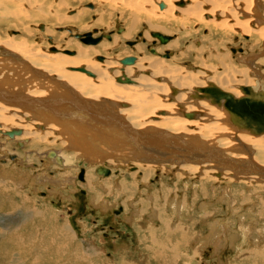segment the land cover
Listing matches in <instances>:
<instances>
[{
    "label": "bare ground",
    "instance_id": "1",
    "mask_svg": "<svg viewBox=\"0 0 264 264\" xmlns=\"http://www.w3.org/2000/svg\"><path fill=\"white\" fill-rule=\"evenodd\" d=\"M178 2L184 5L178 6ZM158 28L175 33V40L169 44L172 39L160 34L168 38L163 43L155 36L154 42L162 46L151 44L144 53L141 43ZM57 29L63 31L56 32ZM41 32L47 33V39H33ZM82 32L86 34L80 35ZM64 36L70 40L62 45L60 38ZM134 36L138 40L132 50L122 46V38ZM56 37L59 43L52 40ZM74 37L91 44H81ZM258 44L260 48L256 50ZM235 45L244 49L234 58L250 70L235 67L236 61L227 51L235 49ZM164 46L169 53H165ZM121 50L139 55L125 57L132 58V62L124 64L125 58L116 54ZM189 64L197 68L182 66ZM82 68L84 71H80ZM213 88L234 99L247 96L243 88H253L258 98L264 95V0H0V156H16L6 162L11 168L0 166V176L13 179L11 172H20L18 167H44L49 169L43 173L46 179L68 188L77 171L72 174L70 170L81 166L77 178L91 191L92 184L100 190L102 186L104 192L116 188L120 193L134 191L137 196L159 190V195L156 192L146 198L155 204L147 209L159 212L160 222L156 223L160 225L147 221L151 226L148 228L142 222L135 223L136 211L133 220L127 217L126 223L131 226L127 235L133 238L125 248L130 250L136 245L143 249L136 248L140 259L129 262V253L119 252L124 244L115 241L112 256L119 258L118 264H140L144 257L148 264H169V256L175 260L181 244L193 250L186 255L185 264H208L214 258L210 256L217 254L212 252L206 257L199 242H205V246L217 242L218 247L225 248L227 244L233 246L234 236L248 241L245 234L223 233L224 229H232L229 222L222 223L221 217L236 205L239 216L233 212V217L240 220L239 224L245 213L253 217L250 224L256 232V242L259 225L264 233V134L235 126L224 101L218 105L209 100L214 95ZM14 131L20 134L5 137ZM59 141L65 144L61 148H57ZM12 142L23 150L11 153L6 146ZM30 147L38 148L27 151ZM217 152L223 153L228 165L214 159L213 153ZM72 158L82 160L75 165ZM93 168L95 180L93 174L88 175ZM58 170L67 171L62 174L63 180L55 176ZM100 171L111 174L103 178L98 175ZM28 172L32 177L38 174ZM156 174L157 181L150 183ZM168 175L170 180L175 179L169 185L173 187L165 185L163 176ZM40 176L33 177L34 181ZM190 178L194 180L192 195L187 192L192 187ZM110 179L116 182L112 181V186L107 181ZM17 180L22 183L25 179ZM157 182L160 185L155 187ZM179 184L185 185L186 191H179ZM7 190L16 191L14 187L0 186V193ZM200 192L217 204L228 198V211L223 214L225 208L220 206L216 214L209 213L201 205L202 224L210 228L204 234L193 232L191 237L199 238L193 246L187 243L186 234L179 233L180 228H185L181 224L184 212L179 209L172 215L164 208L177 203L197 205L205 199ZM106 198L101 205L108 204ZM67 211L74 213L70 208ZM177 215L179 224L173 228L169 222ZM72 228L69 219L65 220L60 233L72 239ZM138 229L143 233L139 237ZM97 235L88 240L91 254L98 253L99 243L104 248L109 244ZM247 244L242 252L249 251L248 257L239 248H230L237 257L224 256L226 259H218L217 264H246L247 259L253 260H247V264H264V251H251L249 241ZM23 248L26 247L20 242L19 249ZM110 264L117 263L113 260Z\"/></svg>",
    "mask_w": 264,
    "mask_h": 264
},
{
    "label": "rangeland",
    "instance_id": "2",
    "mask_svg": "<svg viewBox=\"0 0 264 264\" xmlns=\"http://www.w3.org/2000/svg\"><path fill=\"white\" fill-rule=\"evenodd\" d=\"M87 20H89V18ZM69 27H71V25H69ZM59 31H63V30L57 29L56 32H59ZM84 32L93 33L95 38L100 37L94 32H89V31H84ZM84 32L80 33V35L86 34ZM154 33H159V34L165 35L169 37L170 39H172L169 42V44L173 40H175V33L164 31L163 29H160V28L156 30H152L149 34L150 39H146V41L144 39L143 42L141 43V45L144 47V53L148 51V49L151 47V44L154 46V44L157 43V45L162 46L159 44V42H154L156 39V37L152 35ZM64 37L65 38H60L62 45L66 44L68 40H70L68 39L67 36H64ZM34 38L35 39H40V38L47 39V33L44 34L43 32H41V35L39 34L34 35L33 39ZM72 39L80 40L81 44H84V45L91 44V43H85L84 41L82 42L80 37H74ZM52 40L54 42L59 43L58 38L56 40L53 38ZM103 40L108 41L107 38H103ZM137 40H138V37L135 38V36L128 38L126 40L122 38L121 44L123 47L132 50L131 47L132 45L136 44ZM157 41L159 40L157 39ZM100 44L101 43H99L98 45ZM167 46H164L165 53H167L168 52L167 50H169ZM240 46L241 45H237V46L235 45L234 46L235 49L228 48L227 51H229V53L233 56V59L236 61L235 67L237 69L242 70L246 68L248 71L250 69L248 68L247 65L246 66L243 65V63H241L237 57L234 58V56L237 53L239 52L243 53L242 50L244 49V47L243 46L240 47ZM258 47H259V44L256 46V50L260 48ZM250 51H252V49H250ZM116 54L119 55V57H122V59L125 57H138L139 55L138 52L126 54V52L122 50L121 52L119 51ZM99 55H104V54H99ZM182 66L183 67L195 66V64L182 65ZM210 99L211 97H209V100ZM224 108H225V105H224ZM5 137H8V135H5ZM3 141L4 140H1V143ZM61 144L65 145L62 141H59V143L57 144V148H61L62 146ZM6 147H8V150H10L11 153H15L19 150H23L22 147L16 146V144H14L13 142L11 144H8ZM36 148L38 147H33V148L30 147L29 150L27 151L37 150ZM20 155L22 156V152H20ZM40 155L41 153L37 154L39 159H40ZM31 157L33 158V161H35L36 163H39L38 161L40 160H38V158H35L34 155H32ZM15 158H16L15 155L0 156V166L5 165V167L11 168L10 164H7L6 162L8 160L13 161ZM71 160L73 163H75V165H77V163L80 162L82 159L80 158L79 160H76L72 158ZM41 161L43 162V160ZM41 165L42 163L39 164V166ZM31 166H33V164H31ZM80 167L81 166H78V167L76 166L75 169L70 170L71 173L72 172L75 173V171L76 170L77 171L75 175L71 176L73 177L74 183L73 184L71 183V186H69L68 188H63L62 186H59L58 184L55 185L54 182L50 181L49 179H46L44 174H47L49 172L48 171L49 169L46 171L44 167L43 168L38 167L40 169L38 168L34 169L35 168L34 166V168L32 167L31 170L28 169V167L26 168L18 167L20 172L19 171L11 172V177H14L13 179H10V177H6L2 179V177L0 176L1 178L0 186L14 187L16 190V191L11 190L10 192L7 190L8 193L7 192L3 194L0 193V264H32V263L33 264H110L113 260L115 261V263L118 264L119 258L118 257L113 258L112 256L115 254L113 245H115V241L118 242V240L121 241L122 244H124L120 247L119 252L121 251L123 252L124 250L129 253L128 256H126L127 261L133 262L135 258L140 259L138 258V255H137L138 252L136 251V248L142 251L143 247L136 246L135 241L133 244L135 245V247L131 248L132 250H134V252L133 251L131 252L130 251L131 249L129 250L125 248L126 242L131 241V239L133 238L131 235L130 236L127 235L129 231L128 229H130L131 226H129L126 223V218L129 217L131 220H133L134 217L136 216L135 214V211H136L137 217H136L135 223L142 222L143 227L151 228V226L147 224V221H149L152 224H155L156 221L160 222L159 212H151V210L149 211V209H147V207L151 208L155 204L151 200H148L146 198V195L152 194V193L154 194L156 192H157L156 194L159 195L160 194L159 190L156 192L148 191V192L140 193L139 194L140 196H137L136 192L134 191H124L120 193L121 190H117L116 188L111 189V190L107 189L104 192V189H102V186L100 190L99 188H97V186H95V184H92V189L93 188L94 189L93 191H91L89 190L91 188H88L85 185H83L85 182H81L80 179L78 180L77 178V175L79 172L78 168ZM25 171H27V173H24ZM28 171L37 172L38 174L35 176H39V175L41 176L39 177L37 181H34L33 177L35 176L32 177ZM60 172L61 171L58 170L55 176L56 175L61 176L63 180L64 179L63 175H65L67 171L66 172L63 171L61 173ZM100 172L102 173V171ZM101 173H98V175L103 178H107L111 174L110 171H108V173H102V174ZM92 174L94 175V180H95L96 179L95 178L96 176L95 168L91 169V171L88 173V175L90 176ZM158 174H156V177L152 178L153 180H150V183L151 182L154 183L155 180L157 181ZM163 177L166 180L165 185L169 186L175 183L174 182L175 179L170 180L169 175L163 176ZM17 179H25V180L22 183H20V180H17ZM107 181L110 184L112 181L114 184L116 183L115 179L114 180L110 179ZM193 181L194 180L191 179L192 187L191 189L187 191L189 195H192L191 190L194 189ZM113 183L111 184V186L113 185ZM177 183L178 181L176 180V185ZM59 184H61V182ZM75 184L76 185L78 184V185L76 186ZM210 184L211 183L208 184V189L210 188ZM159 185H160V182H157L155 184V187ZM178 186L180 187L179 191H184V190L186 191L185 185L179 184ZM169 187H173V186H169ZM199 194L201 196V192ZM95 195L98 198H96ZM103 198H106L108 200V204L101 205V203L104 201L102 200ZM202 198H205V199L201 201L200 203H198L197 205H193V204L180 205L179 203H177L175 205L176 208L172 206L164 208L165 212L169 211L170 214L172 213V215H175L174 213H177L179 209L184 212L181 218L183 219L181 224L184 223L183 225H185V228H180L181 230L179 231V233L186 234L188 238L187 243L193 244V246L197 244L198 239H199L198 237H193V238L191 237L193 235V232L196 231L199 234H204L208 231V228H210V225L207 226L205 223L202 224L201 220L204 219V217H202L203 211L216 214L219 210H221L220 206L225 208L222 211L223 214H226V212L228 211V208L226 209V206H225L228 198H225V202L219 203V204L214 203L211 197L209 198L202 197ZM230 199L231 201H233L234 197L231 196ZM130 200H133V202H131ZM8 204H12V205H8ZM179 205L182 207H180ZM201 205L204 206L205 208V209L201 208L203 211H200ZM68 207L73 210L74 213L72 215L71 213L67 211L69 209ZM158 209H159V206H158ZM215 209L217 210L219 209V210L216 211ZM237 210L238 208L236 205L233 211L229 210L228 215H224L223 217H221L222 221H224L222 223L229 222L230 227L232 229V232H231L230 230L228 229L226 230L223 228L224 235L228 236L230 233L232 236L235 234H239V235L245 234L247 235V238L250 244L249 250L264 251V236H262L264 233H263L262 225L258 226L259 230H261L259 233L260 237L259 238L257 237V240L259 241L258 243V241L256 242V232L251 230L253 228V224L251 225L250 221L252 220L253 217L248 216L247 213H245L244 214L245 217L242 219L241 224H239L240 220L237 217H233V212H235L236 215L239 216V213L237 212ZM55 215H57L56 220L54 219ZM27 217H28V222H26ZM179 217L180 216L177 215L176 218H174L172 221L169 222L170 224H173V228H176L177 224H179L177 223ZM214 218H216V216L214 217L213 215V218H212L213 221H214ZM68 219L73 227L72 228L73 234L71 235L72 239L66 237V234L60 233L62 231V226L64 225L65 220H68ZM80 219H83V220L80 221ZM159 222H157L155 225H158V224L160 225ZM187 225L189 227H187ZM157 227H160V226H157ZM161 228H164V227L162 226ZM93 234H98L97 235L98 237L101 236L103 240L107 239V242H109V244L105 245V248L102 242L99 243L100 246H97L98 253L96 254H91L89 253L91 251L88 252L87 250L89 248L88 240L90 239V236H92ZM110 234L112 236H109ZM137 234H138V237L140 235H143V233H140L139 229L137 231ZM75 236H77V238ZM175 238L179 239V235H176ZM10 239H14V240L12 241ZM178 239H177V242H178ZM19 240L21 244H23L26 248H23L22 250L19 249V243H20ZM23 240H26V241H23ZM248 241L241 239V236L239 238L236 237L235 239V236H234L233 246L231 244H227V246H224L225 248H221L217 246V242H214L212 245L205 246V242L202 241L203 243L199 242L200 243L199 247L205 250L204 254H207L206 257L207 256L209 257L212 252H215L217 255L216 256L211 255L210 258L211 257H214V258H212V260H208L207 262L208 264H217L219 261L218 259L220 260L226 259L224 256L236 258L237 254H235L234 251L230 250V248L234 250H236V248H239L240 249L239 252H242L243 248H245L246 245H248L247 244ZM177 242L175 241L174 243L177 244ZM169 244H171V242H169ZM207 247H209V249H207ZM192 251L193 250L190 246L185 247L184 245L181 244V247L177 251L178 255L176 259L172 260V256H169V260H168L169 264H185L186 255H191ZM144 253H146V251ZM242 253L245 254L246 257H248L249 251H247V253H244V252ZM142 258L143 257H141V259ZM144 258L146 262L144 260L143 261L148 264V260L146 259L147 257H144ZM16 259L20 263L17 262ZM247 260L253 261L252 259H247ZM247 260H245L246 264L247 262L250 263ZM143 261L140 264H143L144 263ZM230 262L231 260H229V263ZM157 264H167V263H162V261H158Z\"/></svg>",
    "mask_w": 264,
    "mask_h": 264
},
{
    "label": "water",
    "instance_id": "3",
    "mask_svg": "<svg viewBox=\"0 0 264 264\" xmlns=\"http://www.w3.org/2000/svg\"><path fill=\"white\" fill-rule=\"evenodd\" d=\"M177 5L183 6L184 3L178 2ZM153 36L158 37L163 43H166L168 40V38H164L157 33L153 34ZM131 62L132 58H125L123 60L124 64H130ZM80 71H84V69L82 68ZM129 81L130 80H127V82ZM242 90L247 96L241 99H234L231 94L225 93L219 89H214V95L211 96L212 102L219 105L224 101L225 109L232 114V122L235 126L249 130L258 135L264 134V95H258V98L257 92L253 88H243ZM188 117L192 118V116ZM14 134H20V132L14 131L8 133V136L12 137ZM222 154L219 152L213 153L214 159H222L225 161L226 165H228V159ZM210 159V161H212L213 157ZM106 173H108V171Z\"/></svg>",
    "mask_w": 264,
    "mask_h": 264
}]
</instances>
